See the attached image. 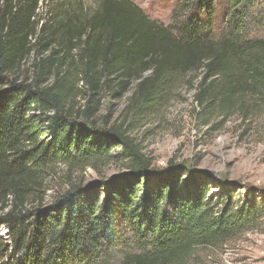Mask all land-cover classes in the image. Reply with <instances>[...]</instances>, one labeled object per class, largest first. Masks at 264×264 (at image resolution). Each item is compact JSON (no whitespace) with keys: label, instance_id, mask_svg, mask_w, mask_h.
I'll return each instance as SVG.
<instances>
[{"label":"trees","instance_id":"16d2710c","mask_svg":"<svg viewBox=\"0 0 264 264\" xmlns=\"http://www.w3.org/2000/svg\"><path fill=\"white\" fill-rule=\"evenodd\" d=\"M255 2L227 0L215 38L217 0H182L169 26L131 0H0L6 250L22 264H184L193 248L259 223L264 203L247 185L236 196L240 182L213 187L210 173L173 157L154 168L127 123L184 82L206 119L264 102V35H248L264 30V3ZM132 83L117 117L100 115L104 99ZM109 163L122 170L69 180L45 200L59 165L100 173Z\"/></svg>","mask_w":264,"mask_h":264},{"label":"rangeland","instance_id":"374dc122","mask_svg":"<svg viewBox=\"0 0 264 264\" xmlns=\"http://www.w3.org/2000/svg\"><path fill=\"white\" fill-rule=\"evenodd\" d=\"M89 1V0H88ZM151 19L169 26L172 16L182 0H131ZM213 37L220 36L226 25L227 0H217ZM264 0H256V5ZM258 8V7H257ZM256 6L254 9H257ZM249 37L263 36V29H248ZM31 64L27 59L24 67ZM176 85V84H175ZM134 89V83L120 99H104L100 115L122 110ZM195 88L180 83L154 108L140 119L131 120L130 134L140 143L142 150L152 158L154 168H164L170 158L175 162L210 173L207 182L213 187L218 182H240L234 194H244L247 185L264 203V102L250 108L247 114L233 112L226 117L201 116L193 94ZM199 113V114H198ZM122 170L119 163H109L101 172L86 168L82 172H70L59 165L55 174L46 179L48 190L45 200L68 185L69 180L85 182L98 180L101 175L110 178ZM218 189H212L216 192ZM259 223L243 228L222 243L193 248L184 264H264V212ZM7 229L0 227V264H22L10 248ZM12 252V253H11Z\"/></svg>","mask_w":264,"mask_h":264}]
</instances>
